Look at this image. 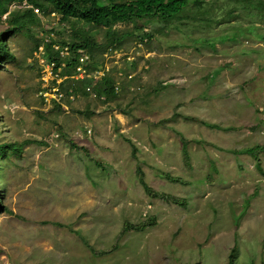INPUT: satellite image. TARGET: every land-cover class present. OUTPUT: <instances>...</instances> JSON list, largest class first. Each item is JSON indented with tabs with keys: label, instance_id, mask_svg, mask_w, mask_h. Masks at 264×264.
Instances as JSON below:
<instances>
[{
	"label": "rangeland",
	"instance_id": "374dc122",
	"mask_svg": "<svg viewBox=\"0 0 264 264\" xmlns=\"http://www.w3.org/2000/svg\"><path fill=\"white\" fill-rule=\"evenodd\" d=\"M36 1L0 15L2 33L37 14L0 61V264H264V154L246 151L264 145V0L104 25ZM81 36L109 97L40 61L37 42Z\"/></svg>",
	"mask_w": 264,
	"mask_h": 264
},
{
	"label": "trees",
	"instance_id": "16d2710c",
	"mask_svg": "<svg viewBox=\"0 0 264 264\" xmlns=\"http://www.w3.org/2000/svg\"><path fill=\"white\" fill-rule=\"evenodd\" d=\"M15 0H0V15L8 12L10 4ZM193 1L195 3H200V0H38L36 1V6L42 10H46L47 4H52L61 15V20L66 21L70 17L83 18L86 22L92 23L95 25H104L107 23L108 17H111L112 22H130L133 19L142 18V17H157L160 21L165 24H171L173 21L183 17V12L187 4ZM37 14L32 9L24 10L18 18L14 21L12 28L0 33V61L3 59H8L12 57L7 46H6V37L8 33H16L21 31L25 26L26 20H37ZM111 28V27H109ZM77 33V31H76ZM107 34L112 37L111 41H121L123 36H121L117 30H107ZM149 35V34H147ZM82 37V36H81ZM65 43V42H63ZM52 44L47 43L46 49L48 51L47 56L49 58L57 60V66L61 65V59L59 58L58 52L52 50ZM65 45V44H64ZM72 53L77 55V51L82 49H89V53L93 54V49L96 46V43L88 37L84 36L78 41L67 44ZM38 46V42H37ZM68 65H75V58L72 61L68 62ZM70 72V69H65L64 72ZM79 86H84L83 81ZM80 88V87H79ZM113 80L110 77H105L98 86H96L97 92L100 94H105L109 97V93L113 92ZM87 93V91L84 89ZM7 148L16 150L14 145L11 144H0V152L5 153ZM246 151L252 154L255 158L260 160V153L264 154V145H257L250 148H247ZM185 160L188 161V154L185 152ZM175 181H178L179 178H174ZM146 190L154 196L163 197V193L156 192L151 187L146 185ZM165 197V196H164ZM174 201L180 202L178 198L172 197ZM229 264H234V254L231 253Z\"/></svg>",
	"mask_w": 264,
	"mask_h": 264
},
{
	"label": "built area",
	"instance_id": "2783aa9c",
	"mask_svg": "<svg viewBox=\"0 0 264 264\" xmlns=\"http://www.w3.org/2000/svg\"><path fill=\"white\" fill-rule=\"evenodd\" d=\"M37 12H40L41 8L37 7L35 8ZM51 42H45V47L42 44L38 45V50L45 52L43 53V56L41 57L40 61L42 65L45 66V70L53 77L55 75L61 78H57V82L60 83L66 78L73 77L78 81H84V80H91L90 83H86L85 90L92 95L93 97L97 96V93L95 91V86L98 83V77L100 76V73L98 72V69H92L90 67L91 64V58L89 53L86 51V49L80 48L77 51V55H74L70 49V47L67 45L66 47L62 46V48H56L55 49V43L52 44V50L54 52H58L59 58L61 59V65L57 66V60L49 58L47 56V49L46 44ZM75 58V65L70 66L68 65L69 61H72ZM69 66L71 68H69ZM70 69L71 73H68L67 71L64 72L65 69ZM45 96L48 101H51L52 99H56L57 101H60L63 97V92L60 90L58 86L47 88L45 91ZM90 133V130L88 131Z\"/></svg>",
	"mask_w": 264,
	"mask_h": 264
},
{
	"label": "clouds",
	"instance_id": "9594fccd",
	"mask_svg": "<svg viewBox=\"0 0 264 264\" xmlns=\"http://www.w3.org/2000/svg\"><path fill=\"white\" fill-rule=\"evenodd\" d=\"M87 51V50H86ZM88 52V51H87ZM89 53V52H88ZM89 55H90V53H89ZM90 58H91V56H90ZM94 69H97V68H94ZM84 82V85H86V83H90L91 82V80H84L83 81ZM96 86H98V83H97V85ZM96 86H95V91H96V93H97V90H96ZM85 89V88H84ZM88 93V92H87ZM98 94V93H97Z\"/></svg>",
	"mask_w": 264,
	"mask_h": 264
}]
</instances>
